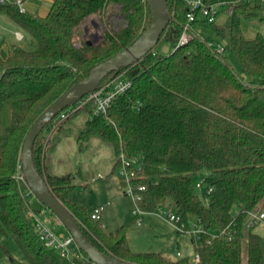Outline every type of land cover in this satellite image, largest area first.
<instances>
[{"label":"trees","instance_id":"trees-1","mask_svg":"<svg viewBox=\"0 0 264 264\" xmlns=\"http://www.w3.org/2000/svg\"><path fill=\"white\" fill-rule=\"evenodd\" d=\"M204 2L224 3L228 10L225 26L216 29L225 51L219 53L210 38L194 30L189 44L179 46L186 6L167 0L175 20L162 40L172 51L160 55L153 50L107 76L99 87L121 74L131 87L114 99L106 114L96 115L91 102L75 113L87 114L76 142L79 150L94 138L108 144L115 156L114 172L121 170L122 155L131 162L132 187H146L136 191L143 211L153 212L170 198L185 230L199 224V240L192 237L199 264H264V237L254 232L257 225L250 216L261 212L264 202V34L250 38L245 31L260 15L264 22V12L245 0ZM0 13L24 33L18 44H0V233L12 237L26 258L13 264H74L48 247L37 230L34 216L40 218L47 208L37 198H26L30 188L21 161L24 143L42 114L72 86L131 47L150 27L148 0H54L43 17L22 13L15 5L2 6ZM114 14L122 18L117 27L110 21ZM94 16L100 19L101 39L89 43L83 25ZM228 56L237 58L240 70ZM60 114L36 138L33 161L86 238L127 263L193 264L187 257L173 261L154 252H134L124 226L109 232L102 221H93L65 200L73 187L71 175L44 171V134ZM202 171L208 175L200 179L199 191L195 177ZM19 172L24 181L16 179Z\"/></svg>","mask_w":264,"mask_h":264},{"label":"rangeland","instance_id":"rangeland-1","mask_svg":"<svg viewBox=\"0 0 264 264\" xmlns=\"http://www.w3.org/2000/svg\"><path fill=\"white\" fill-rule=\"evenodd\" d=\"M53 1L23 0L24 8L27 12L42 17L49 12ZM227 17L228 10L223 8L212 25L197 23L194 29L204 38H210L215 45L222 44L223 42L217 35L216 29L225 26ZM259 18H261V15L245 26L247 37L252 38L257 32L264 34V22L259 21ZM110 21L114 27H117L121 24L122 18L114 14L110 17ZM83 29L89 42L98 43L100 41L102 26L99 17L90 18L83 25ZM1 39L2 35H0V43ZM154 50L160 55H167L172 51V47L169 42L161 39ZM228 60L235 69L240 70V64L236 57L228 56ZM86 119L87 114L81 111L65 121L59 129L51 127L44 134V171L59 176L69 174L73 178L71 183L73 187L65 196V200L69 201V203H77L76 205L89 214L96 205L106 204L107 213L105 212V220L102 221L103 225L108 231H114L117 227L124 225L127 230L129 246L133 251L162 254L163 248L172 245L171 249L174 254L180 251L181 258L187 257L193 263L196 252L191 242L192 235L189 233L177 234L162 216L156 215L158 210L162 211V213L168 211L173 214L176 213L172 199H167L162 203V206L157 207L155 213H145L141 219L142 226L138 227L136 224L139 219L133 214L136 210L135 200L128 193H123L129 190L127 178L122 175L121 171L111 174L115 161L111 147L105 142L94 138L89 141L85 149L79 150L76 136L78 131L84 127ZM63 143L64 150L61 155H57L60 151L58 145ZM57 164L60 165L58 166ZM99 175L101 179L96 180L95 178H98ZM207 175V171H202L197 174L195 180L199 181ZM92 178L96 181H92ZM260 208L264 210V202L260 205ZM237 211L238 208L235 207L233 213ZM39 219L54 234L60 235V231L64 232V234H69L61 223L59 226L56 224L57 217L48 209ZM150 220L154 221L150 222ZM73 247L77 248L75 242ZM0 255V264L26 261L15 240L2 233H0ZM168 256L171 259L176 258L173 255Z\"/></svg>","mask_w":264,"mask_h":264},{"label":"water","instance_id":"water-1","mask_svg":"<svg viewBox=\"0 0 264 264\" xmlns=\"http://www.w3.org/2000/svg\"><path fill=\"white\" fill-rule=\"evenodd\" d=\"M152 15L150 27L129 48L113 58L98 65L83 82L72 86L58 99L30 129L22 151V167L28 186L36 198L52 213L65 227L73 238L78 249L85 253L95 264H132L118 260L97 249L84 235L77 220L64 204L58 200L50 189L46 179L37 171L33 161V145L36 138L59 113L76 104L79 100L95 91L99 84L110 74H117L122 68L129 67L149 52L153 51L161 41L174 17L169 12L167 0H148ZM91 43V42H89Z\"/></svg>","mask_w":264,"mask_h":264},{"label":"built area","instance_id":"built-area-1","mask_svg":"<svg viewBox=\"0 0 264 264\" xmlns=\"http://www.w3.org/2000/svg\"><path fill=\"white\" fill-rule=\"evenodd\" d=\"M179 2H183L186 6V23L184 24L182 34L180 36L178 45L179 46H185L188 45L189 42L192 40V31L193 26L196 24V22H206V23H214L216 17L220 13V11L224 8V3H218L214 5H206L204 0H175ZM249 3H257L259 4L264 12V0H245ZM7 5H15L19 8L20 12L25 13L26 10L24 8V2L23 0H0V8L2 6ZM15 38L18 41H22L24 39V35L22 32H15ZM216 49L219 53H223L225 51V48L222 44L215 45ZM131 87V82L123 76V74L118 75L111 80L107 81L105 84H103L101 87L97 88L95 91L89 93L87 96L81 99L78 104H75L66 111L61 112L60 117L56 120L53 128L59 129V127L73 114L80 111L86 104L92 103L94 105V113L96 115L99 114H106L108 111V108L110 104L114 101V99L125 93L127 90H129ZM122 160V167H121V173L127 178V183L129 184V190L125 192L131 195L136 203V210L133 212L134 216L139 219L137 221V225H141V219L144 214V211L139 207V204L142 202V196L137 193L143 192L146 190L145 186H140L138 189H135L131 185V180L134 177V173L130 172L128 170V167L131 165V162L128 161L123 155L121 156ZM100 178V176H98ZM16 179L20 181H24V176L19 172L16 175ZM196 189L201 191L203 189V180H200L196 184ZM212 188L208 189V193L212 192ZM26 198L32 202L36 196L32 193L31 190H29L26 193ZM105 205H99L95 207L91 213L90 217L93 221H102L103 214L105 212ZM155 212V211H153ZM158 216H162L165 220L170 222L175 230L179 233H189L192 235V237H195L197 240H199L200 235L202 234V228L199 224H194L193 227L190 230H185L183 228V225L181 223V217L177 213H172L171 211H168L166 213H162V211H159L156 213ZM34 216L33 214H31ZM251 221L253 224L258 225L260 222L264 220V212H257L252 213L251 215ZM34 218L37 221V230L42 238L46 242V245L50 248H54L60 252V254L69 259L74 260V264H95L92 261L88 259V257H84L80 250L73 247L74 240L69 235H56L52 231H50L41 221L39 218L34 216ZM228 232V228L224 230L221 234L225 235ZM179 255V253H178ZM200 258L199 255L196 254L193 264H199Z\"/></svg>","mask_w":264,"mask_h":264},{"label":"crops","instance_id":"crops-1","mask_svg":"<svg viewBox=\"0 0 264 264\" xmlns=\"http://www.w3.org/2000/svg\"><path fill=\"white\" fill-rule=\"evenodd\" d=\"M195 26V25H194ZM194 26H193V30L194 31H196L195 29H194ZM22 32V31H20L18 28H16V27H14L12 24H11V22L8 20V18L4 15V14H1L0 13V35H2V39H1V43L0 44H4V46L5 47H9V46H11V45H13V44H18L20 41H18L16 38H15V32ZM23 33V32H22ZM23 35H24V33H23ZM61 145V146H60ZM60 145H58V148L60 149V151L57 153V155H61L62 154V151L64 150V143L63 144H60ZM57 148V149H58ZM57 151V150H56ZM56 153V152H55ZM58 158V157H57ZM115 162V161H114ZM58 166L60 165V164H57ZM113 166H114V164H113ZM114 173V171H113V167H112V171H111V174H113ZM52 175H55V176H59V175H56V174H52ZM61 176H63V175H61ZM100 176V175H99ZM96 180L97 179H101V177L100 178H95ZM96 180H94V178H92V181H96ZM124 194H126L125 193V191L123 192ZM69 202V201H68ZM71 203V202H70ZM71 204H77V203H71ZM99 205H105V207H106V209H105V212L107 213V205L106 204H98V205H96L95 207H97V206H99ZM160 206H162V205H160ZM94 207V208H95ZM93 208V209H94ZM92 209V210H93ZM91 210V211H92ZM90 211V212H91ZM105 212H104V214H103V218H102V221H104L105 220ZM261 212H264V210H261ZM145 213H149V212H146V211H144V214ZM153 213H155V212H153ZM143 214V215H144ZM157 215V214H156ZM143 217V216H142ZM164 219V218H163ZM165 220V219H164ZM154 220H150V222H153ZM167 223H169L173 228H174V226L170 223V222H168L167 220H165ZM56 224L59 226V224H60V222H59V220H57L56 221ZM102 224H103V222H102ZM137 225V224H136ZM104 226V225H103ZM121 226H124V225H121ZM138 226V225H137ZM142 225H140V226H138V227H141ZM104 228H105V226H104ZM118 228V227H117ZM116 228V229H117ZM106 229V228H105ZM115 229V230H116ZM107 230V229H106ZM114 230V231H115ZM174 230H175V228H174ZM108 231V230H107ZM176 231V230H175ZM109 232H113V231H109ZM177 232V231H176ZM254 232L255 233H257L258 235H260V236H262V237H264V220L262 221V222H260L257 226H256V228H255V230H254ZM59 234L61 235H66V234H64V232H62V231H60L59 232ZM177 234H179L178 232H177ZM191 242H192V238H191ZM193 243V242H192ZM171 246L172 245H169V246H167V247H165V248H163V251H162V254L161 255H163V256H165L166 258H168V259H170V260H173V261H175V260H178L179 258H181V252L180 251H177L176 252V254H174V251L171 249ZM193 246H194V244H193ZM134 252H136V251H134ZM155 253V252H154ZM178 253H179V255H178ZM159 254V253H158ZM168 255H173V256H175L174 258L175 259H171ZM0 257H1V255H0Z\"/></svg>","mask_w":264,"mask_h":264}]
</instances>
